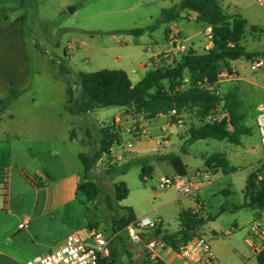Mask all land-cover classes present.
<instances>
[{
	"label": "rangeland",
	"instance_id": "obj_1",
	"mask_svg": "<svg viewBox=\"0 0 264 264\" xmlns=\"http://www.w3.org/2000/svg\"><path fill=\"white\" fill-rule=\"evenodd\" d=\"M59 1L0 0L2 28L0 100L9 96L11 82L18 87L28 89L11 105L7 111L8 116L2 118L0 122V178L7 176L10 182L7 201L4 184L0 183V259L1 255L12 257L1 259L0 264H14L16 260L22 264L42 255V253H34L38 246L30 247L28 244L25 246H29L30 250L17 249L16 242L10 243L5 240L10 231L15 229V223L7 216L8 212L4 208L7 202L9 207L11 205V209L15 211L17 209L19 215L31 214L29 210L35 202L36 189L44 186L46 191L40 196L42 198L49 196L53 206H58L53 221L56 230L65 231L68 235L78 233L82 236H86L89 230H100L115 246L117 255L120 256L117 264H132L130 261L142 264L141 260L136 258L142 252L141 242H133L128 236L127 228L119 233L121 235L119 238L116 237L113 222L120 213L121 206L115 199L114 183L126 180L130 190V200L139 204L140 217L161 218L164 220L165 230L173 232L177 220L173 212L162 214L167 206L163 207L161 200L179 199V195L176 190L159 188L161 174L173 179L170 172L172 167L167 163L150 162L153 172L144 182L142 167L130 169L124 178L119 175L113 176L112 167L115 165L111 161H99L93 166L89 178L98 184L100 196L94 202L88 201L81 190L86 179L83 164L77 154L85 153L90 160H93L100 148L99 129L102 128V124L97 123L96 120L99 118L104 122H110L117 109L116 107L100 108L98 115H91V120L81 111H78V114H69V112L66 114L69 97L67 90L71 89L75 104L82 109L84 103L77 73H92L106 69L107 60L111 59L99 54L95 46L98 47L102 40H110L113 36L118 40H125L128 33L122 29H146L153 26L160 17L163 6L177 5L179 0H127L124 7L138 6L136 12L96 18H92L91 14L101 7L95 9L92 6L95 0H75L71 5L64 7L63 11H60ZM220 1L229 17H241L247 22L241 45L247 47L246 49L251 53L264 52V33L252 30L253 27L260 31L264 30V9L259 6L258 0ZM114 2L105 0L101 3ZM78 3L81 4V8L70 13V7H76ZM5 15L8 16L9 22L2 25ZM180 24L187 27L182 34L183 38L196 35L193 40H205L206 27L202 23L185 24L180 21ZM151 40H153L151 33H146L143 41L147 44ZM190 43L191 40L187 42ZM70 44L76 47L74 49L76 60L69 65L70 60L65 61L63 51ZM79 44L83 46L78 48ZM198 51L203 52L201 48ZM25 57L28 58L27 63ZM260 57L264 58V56L256 58ZM247 60L242 58L235 61L234 65L238 68L241 80L235 83L237 88L232 86L229 93L231 92L230 97L237 95V112L243 117L241 125L252 128L253 133L244 135L242 144L238 146L216 140H208L211 142L210 146H207V142L201 141L187 145L190 149L187 158L190 174H194L197 169L205 168L202 155L207 158L218 153L215 146L224 148L223 154L229 161L230 167L235 169L231 174L220 171L217 176L201 177L200 181L206 184L210 181L211 184H208V188L201 193L196 192L190 198L209 203L205 205L206 212L203 214V223L199 225L201 232L198 235L207 238L214 253L225 264H258L246 243L252 223L256 219L254 210L244 208L227 213L221 211L230 204L244 201L243 191L248 177L258 170L261 167L260 163L264 161V152L260 151V135L255 125L258 108L264 104V68L253 72ZM72 72L73 75L70 76ZM224 87L225 85L222 86ZM182 115L180 120L190 124L197 123L191 111ZM71 122H74L73 125ZM69 132L77 139L76 143L69 141ZM17 134L22 138L20 142H11L10 136ZM10 148L19 154V165H24L29 171L27 179L20 174V167L10 166L8 157ZM254 149L258 154H254ZM260 155H263L261 159H259ZM62 159L67 161L65 169L59 166ZM41 176H44V179ZM27 180L30 182L28 183ZM162 193L163 195L159 197L158 195ZM25 196H30V203L20 199ZM41 201L44 200L41 199L39 202ZM236 213H239V216H235ZM207 224L208 226L205 227ZM211 229L216 230V233L213 234L214 231ZM18 232L23 233V231ZM150 232L151 230L143 233L145 240L149 239ZM49 252L51 250L43 254ZM144 257H146L145 253Z\"/></svg>",
	"mask_w": 264,
	"mask_h": 264
},
{
	"label": "trees",
	"instance_id": "obj_2",
	"mask_svg": "<svg viewBox=\"0 0 264 264\" xmlns=\"http://www.w3.org/2000/svg\"><path fill=\"white\" fill-rule=\"evenodd\" d=\"M183 11H194L198 13L197 22L205 26H212L214 30V46L205 53H197L190 49L186 54L177 58L174 63L163 60L158 67L150 69L146 76L137 84H134L128 73L123 70L103 69L92 73L79 72L81 88L86 101L80 109L73 100V92L68 89L67 111L78 114V111L87 112L97 108L125 107L133 114H144L148 118L157 115H167L173 110L177 115L191 111L200 122L193 124L190 128V138L186 145L193 144L199 140L213 139L217 141H228L234 145L241 144V137L249 134L250 129L241 126L242 115L237 113V95L227 96L226 108L230 117L227 119L213 121L204 120L210 116L219 106L222 99L212 94L206 86H214L219 82V76L224 68L231 66L232 62L242 58L252 60L264 56V52L250 53L241 45L244 38L247 22L241 18L229 17L220 0H180L178 5L164 9L161 17L150 27L156 30L160 25L176 21ZM144 29H135L131 33L136 36L143 34ZM233 43L234 46H229ZM189 83H185V79ZM20 91H13L7 100L0 101V110H4L16 99ZM114 125H108L99 129L101 136L100 148L93 160L85 153L80 154L84 165L86 181L81 186L82 192L88 201H96L100 196L98 184L89 178L90 172L98 159L104 154H110L111 149L120 143L119 129ZM74 135H72V139ZM185 151V149H183ZM167 160L180 176L187 175V166L180 156L171 155L163 158ZM207 165L223 168L226 174L234 172L224 155H213ZM261 167L252 172L248 177L244 195L246 203L244 207L264 210V161ZM131 163L112 167L113 176L125 175L131 168ZM153 168L144 163L142 168V179L151 174ZM260 173L263 179L256 183L257 175ZM115 199L118 203L125 200L130 190L125 182L114 183ZM137 220L133 209L120 207V213L114 219L113 226L116 237L130 224ZM203 223L197 215L184 212L181 215L182 229L174 234H166L164 241L166 245L178 250L179 244L190 241L196 236V229ZM111 257L104 264H117L120 256L116 248L110 243ZM258 264H264V251L257 257ZM148 264V263H147Z\"/></svg>",
	"mask_w": 264,
	"mask_h": 264
},
{
	"label": "crops",
	"instance_id": "obj_3",
	"mask_svg": "<svg viewBox=\"0 0 264 264\" xmlns=\"http://www.w3.org/2000/svg\"><path fill=\"white\" fill-rule=\"evenodd\" d=\"M74 1L75 0H60L59 1L60 11H63L64 7L71 5V3H73ZM86 1H90V0H86ZM102 1H105V0H102ZM102 1H98V0L94 1L95 3H93L92 6H94L95 9L96 8L99 9L101 7V9L97 10L94 14H91L92 18H96V17H100V16H106V15H114V14H119V13H124V12L125 13H134L138 10V6H126V7H124L127 0H111V2L112 1H115V2L110 3V4L101 3ZM179 3H180V0H179ZM99 4H101V5H99ZM107 6H116L117 8L116 9H113V8L107 9L106 8ZM171 7L172 6H163L161 8V14H162V11L164 9L171 8ZM80 8H81V4L78 3L75 7L74 12L78 11ZM160 17H161V15H160ZM197 18H198L197 12L183 11L180 13V17L176 21L162 24L156 30H150V27H152V25H151L150 27H147L146 29H144L145 31L143 32V34H141L140 36H136V35H133L131 33L132 30H123L122 29V31L128 33L127 37H125V40H120V39L118 40L115 36H113L112 39H110V40H106V41L102 40L101 41L102 43H100L98 45V47L95 46V48H97L96 50L99 54H104L106 57L111 58L110 60H107L108 64L106 66L107 67L106 69L123 70V71L128 73L131 81L134 84H137L146 76L147 72L153 68L152 64L156 58H158V57L162 58V56L165 55L166 53L172 52L173 44H172L171 40H172V34L174 32L179 33L181 39L184 41V44L188 47V51L190 49H193L197 53H205V52H207L213 48L214 42H209V40L206 37V30L204 33L205 34V40L204 41L193 40V38H195L196 35H189L186 38H183L182 34H183V32H185L187 30V27H186V25H181L180 21H183V23L186 24L188 22H197ZM8 22H9L8 16L5 15L3 20H2V25L6 24ZM205 27L207 28L208 26H205ZM252 30H253V32H263L264 33L263 29H261L262 31H260L257 28L253 27ZM1 33H2V28L0 27V34ZM146 33H151V35L153 36V40H151V42H148L147 44L143 41L144 35ZM60 37L61 36H59V38ZM190 40H191V43L187 44V42H189ZM82 46H83V44L77 45L78 48H81ZM75 48L76 47L74 44H70L67 47V49H65L63 51L65 61L70 60L69 65L72 64L73 62H75V60H76V55H75V51H74ZM200 48L203 52L198 51V50H200ZM244 48L246 49L247 47H244ZM246 51L249 52L248 49H246ZM24 60L26 63L28 62V58L25 57ZM161 63H162V61H161ZM72 75H73V72H72V74H70V76H72ZM239 80H241V78L238 75V77L236 78L235 81L231 82L229 80L224 79V80H219V82L216 85H214V86H216L217 89H219L221 91L222 95H224L225 102H227V96H229L231 94V92L229 93V91L233 88L232 86H235V88H237V85H235V83L237 84L239 82ZM223 85H225L224 88H222ZM10 87L11 88H10L9 96L7 98L1 99V100H7L13 91H20V92H19L18 96L16 97V99L13 100L7 108H5L4 110H0V122H2V118L8 116L7 111L11 107V105L15 101H17L24 92L28 91L27 87H24V88L18 87L13 82L10 83ZM79 88L82 91L81 83H80ZM238 91H239V88H238ZM82 101H86V99L83 95V92H82ZM238 101H239V98H238ZM262 107H264V104L258 108L256 117H257V115H258V113ZM116 109H117V112L114 114V116L112 117L110 122L109 121L104 122L103 120H99V118H97L96 121H98L97 123L102 124V127L108 126V125L116 126L115 124L117 123V120L120 118L121 119L120 127L118 126V128H117V129H119L118 131H119L120 143L118 145H115L111 149L110 154L102 155L98 159L97 162L103 161V160L105 162L111 161V163L116 165V166H122V165H126L128 163H131L132 166L130 169L137 168V167L143 168L144 163L150 164V162H152V163H154V162L167 163L172 167L170 172H171V175H173L172 176L173 179H176L179 177H187L188 179H190L192 181L194 188H195L193 190V193L188 195V197H187V195L186 196H180L177 188L173 187L170 189H165V188L159 187L161 190H164V189L165 190H176L178 192L179 199L172 198L171 200H166V199L161 200L162 206L163 207L167 206V207H165L166 210L163 211L162 214L164 215V213L173 212L175 215V219L177 221L175 223V230L173 232H167L165 230L166 228L163 227V223H164L163 219H161V218L153 219L156 222V226L154 229H150L151 232H150L149 239H147V240L144 239L143 233L146 231H144L142 233V235H141L142 241L140 243V245H142V247H143L142 252H141L142 254L139 253L138 257H136V258L138 260H141L142 264H147L148 262L146 260V257H144V253H145L146 245H147L148 241H150L152 239L164 240V236L166 234H174V233L179 232L182 229V224H181L182 213L191 212L193 215H197L200 219L204 220L203 214L206 212V206L205 205H209V203L208 202H201L199 200L197 201L195 199L191 200L190 198L196 192L201 193L202 190L208 188V184H211L210 181L208 182V184H206L203 181H200L199 179L201 177L211 176V175L217 176V174L220 171L224 172L223 168H216V167H214V165H211V166L207 165V161L213 155L221 154V155L225 156V154H223V152H222L224 150V148L215 146L214 148L218 149V151H219L218 153H214L213 155H211L210 157H207V158L202 155V159L204 161L205 168L203 170L197 169L194 172V174H190L189 164H188L187 158L189 157V150H190L189 146L192 144L187 146L186 142L190 138V132L189 131H190L191 126L194 123L190 124V123H187L185 120H182V119L180 120L179 118L183 117L182 114L176 115V116H172L170 114H167V115L162 114V115H157L154 118H148L144 114H138L136 116L133 114V112H130V110L128 108H125V107H116ZM99 110H100V108L99 109L97 108V109H94L91 111L84 112L85 117L87 119L91 120V115H98ZM67 113H68V111L66 108V114ZM69 114H71V113H69ZM10 117L12 118V115ZM256 117H255V125H256ZM78 118L81 121L82 118H80V115L78 116ZM132 120L137 122V124L140 126V129L142 130L143 137L140 140H135L131 136H129L123 132V129L125 127H127L132 122ZM73 123L74 122H71V125H73ZM109 123H111V124H109ZM197 123L199 124L200 122L197 120ZM241 126L250 129L251 132L249 134L253 133L252 128H249L245 125H241ZM25 134L26 133H24V135ZM24 135L22 137H24ZM69 135H70L69 141L72 143H76L77 139L75 137L72 139L71 132H69ZM10 137H11L10 140H12L11 142L19 143L20 139H22V138H20L21 136L19 134L11 135ZM242 137H241V144H242V139H243ZM208 140H213V139H206V140H199V141L207 142V146H210L211 142H209ZM199 141H197V142H199ZM224 141H226V140H224ZM220 142H223V141H220ZM260 148H261V144H260ZM183 149H185V151H183ZM261 150H262V148L260 149V151ZM253 152H254V154H258L257 150H255V149L253 150ZM80 154H81V152H79L77 154L79 160H81ZM171 155H177V156L181 157L183 163L187 166V175L186 176L178 175L176 173L175 169L173 168V166L167 160L163 159L164 157L171 156ZM8 157L10 159V166L13 168H15V166L20 167L21 168L20 174L24 178L27 179V173L29 171L24 167V165H22V166L19 165L20 156L18 153L13 151V148H10V152L8 153ZM262 157H263V155H260L259 159H261ZM59 163H60L59 166L61 165L64 169L66 168L67 161L65 159H62V161H60ZM228 163H229V161H228ZM83 167H84V165H83ZM17 170H19V168H17ZM152 172H153V170H152ZM231 173H233V172H231ZM231 173H229V174H231ZM120 176H123L125 178L127 176V173L125 175H120ZM163 176H166V174H161L160 178ZM41 177H42V179H44V176H41ZM166 177H168V176H166ZM0 179H1L0 183L4 184V186H3L4 195H5V198L7 201L8 194H9L10 182H9L7 176H4V177L2 176ZM145 179H146V177L143 179L144 182H145ZM124 181H125V183L127 182L126 180H123L120 182H124ZM29 182L30 181H28V183ZM37 185H39V184H37ZM159 186H160V184H159ZM44 191H46V186H44L43 188L36 189L37 196H35V202L33 203L31 210H29V211H31V214L27 213L28 215H24V214L19 215L17 209L15 211V210L11 209V205L9 207V204L7 205V202L5 203L6 206H5L4 210H6L8 212L7 216H9L10 219L15 223V229L10 231V233L7 235L5 240L10 242V243L16 242L15 246L17 247V249L25 248V249L30 250L28 248L29 246L28 247L25 246V245L30 244V247H32V246L37 247L38 246L34 250L35 252L33 251L34 253H42L43 254L46 251H49V250L52 251V250L56 249L69 236L67 234V232H65V231L56 230V227H55L53 221L55 220V214L54 213L57 210L58 206H53V202H51L52 200L50 199L49 196L43 197V198L40 196L41 193ZM244 191H245V189H244ZM244 191H243V195H244ZM162 195H163V193L158 195V196L160 197ZM244 198H245V195H244ZM20 199H22V201L27 200V202L30 203V196L20 197ZM41 199H43L44 201L39 202ZM40 203L42 204L41 206H40ZM245 203H246V199H244L243 202L239 201L238 204H230V206H228V208H222L221 211L223 213L224 212L227 213V212H233V211H238V210H241L244 208H248V207H244ZM119 205L121 207L132 208L137 219L140 218L141 215L139 212V204L130 200L129 196L125 200L120 202ZM249 209H253V208H249ZM161 210H163V209L161 208ZM253 210H254L255 214L257 215V211L255 209H253ZM222 212H221V214H223ZM235 216H239V213H236ZM25 221L28 222L27 227L25 229H20V225L22 223H24ZM207 226H208V224L205 227H207ZM18 231H23V233H20ZM211 231H214L213 234L216 233V230H214V229H211ZM195 232H196V235H198L199 232H201V229L199 228V226L197 227ZM120 236L121 235H119V237ZM119 237L117 236V238H119ZM247 238H248V236H247ZM247 238H246V241H247ZM250 252H251V250H250ZM251 254H252V252H251ZM159 256H160L161 261L165 264H185L183 259L178 255L177 251L168 245L164 249L160 250ZM216 256L218 257V255H216ZM9 257H11V256L1 255V259L9 258ZM255 258L257 259V257H255ZM1 259H0V261H2ZM218 259H219L221 264H225L224 262L221 261V259L219 257H218ZM130 262L132 264L136 263L133 261H130ZM19 263H20V261L16 260V262L14 264H19Z\"/></svg>",
	"mask_w": 264,
	"mask_h": 264
},
{
	"label": "built area",
	"instance_id": "obj_4",
	"mask_svg": "<svg viewBox=\"0 0 264 264\" xmlns=\"http://www.w3.org/2000/svg\"><path fill=\"white\" fill-rule=\"evenodd\" d=\"M258 4L264 9V0H258ZM206 37L209 42L214 41V30L212 26L206 28ZM173 50L166 53L162 58L158 57L153 61V68L158 67L163 60L171 63L188 52V47L184 44L178 32L172 34ZM229 46H234L230 43ZM248 65L253 72H257L264 68V58H254L248 60ZM238 77V68L234 62L228 68L221 71L219 80L235 81ZM185 83H189V79H185ZM205 87L214 95L222 99L221 103L215 111L208 116L206 122H213L230 117V113L226 108L224 95L216 86ZM170 115L176 116L177 112L173 110ZM121 119L115 124L120 127ZM256 127L260 135V144L264 152V107H262L256 117ZM123 132L131 136L135 140H140L143 137L142 130L137 122L132 121L130 125L123 129ZM263 176L258 173L256 183H259ZM160 187L165 189L177 188L180 196H186L193 193L194 185L187 177H179L171 179L163 176L160 178ZM256 219L252 223L250 232L247 238L252 255L258 257L264 251V210L256 207ZM28 222L25 221L20 225V229H25ZM156 222L149 216L138 218L134 223L127 227V233L130 239L139 243L142 241V233L150 229H154ZM164 240L152 239L146 245V260L148 264H165L161 261L159 252L166 247ZM178 255L183 259L185 264H221L218 257L212 250V247L204 235H196L190 241L180 243ZM112 251L110 240L104 236L99 230H89L86 236L80 234H71L65 241L53 251L38 255L22 264H104L111 257Z\"/></svg>",
	"mask_w": 264,
	"mask_h": 264
},
{
	"label": "water",
	"instance_id": "obj_5",
	"mask_svg": "<svg viewBox=\"0 0 264 264\" xmlns=\"http://www.w3.org/2000/svg\"><path fill=\"white\" fill-rule=\"evenodd\" d=\"M69 11H70V13H74L75 7H70Z\"/></svg>",
	"mask_w": 264,
	"mask_h": 264
}]
</instances>
